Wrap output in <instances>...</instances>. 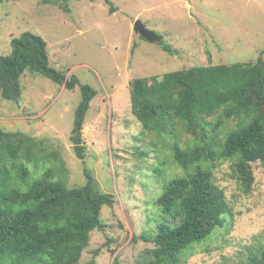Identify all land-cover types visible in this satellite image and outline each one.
Instances as JSON below:
<instances>
[{
	"label": "rangeland",
	"instance_id": "1",
	"mask_svg": "<svg viewBox=\"0 0 264 264\" xmlns=\"http://www.w3.org/2000/svg\"><path fill=\"white\" fill-rule=\"evenodd\" d=\"M109 1L112 5L106 0H29L0 7V57L12 55L13 40L31 32L46 41L50 66L67 80H79L71 91L27 70L19 101H6L0 89V130L44 143L46 161L38 156L27 163L33 180L54 170L68 188H81L89 172L104 193L114 196V205L102 210L104 228L91 234L80 264L146 261V250L154 245L135 243L133 237L156 236L159 225L171 220L157 201L173 179L188 175L174 162L167 136L144 133L133 115L132 81L194 67L256 63L260 56L264 60V0ZM137 21L175 53L142 40L134 30ZM82 85L98 93L83 130L84 161L71 143ZM236 126L232 121L226 130ZM187 142H192L189 135ZM233 165L227 161L213 170L233 217L196 244L185 264H240L248 247L264 242V165H252L251 194L243 192Z\"/></svg>",
	"mask_w": 264,
	"mask_h": 264
},
{
	"label": "trees",
	"instance_id": "2",
	"mask_svg": "<svg viewBox=\"0 0 264 264\" xmlns=\"http://www.w3.org/2000/svg\"><path fill=\"white\" fill-rule=\"evenodd\" d=\"M20 1L29 0H0V7ZM106 3L112 5L109 0ZM12 46V55L0 57V89L6 101L20 100V79L27 70L67 90L78 86L76 76L67 80L50 66L42 37L26 32ZM131 87L132 113L144 133L167 136L174 162L188 174L173 179L157 201L171 220L159 225L156 236L133 237L135 243L154 245L146 250L147 260L136 264H185L196 244L205 242L216 229L225 227L227 217H233L213 170L223 162H233L243 192L251 194L252 165H264V60L260 56L256 63L209 65L138 78ZM80 88L82 101L75 113L71 143L78 159L84 161L83 130L98 93L88 85ZM232 121L237 122L236 128L226 130ZM188 135L192 142L184 145ZM44 153V143L34 137L0 130V264H80L91 234L104 228L102 210L114 205V196L104 193L89 172L81 188H68L54 170L33 180L27 163L38 156L46 161ZM59 161L64 170V161ZM240 264H264V242L248 247Z\"/></svg>",
	"mask_w": 264,
	"mask_h": 264
},
{
	"label": "water",
	"instance_id": "3",
	"mask_svg": "<svg viewBox=\"0 0 264 264\" xmlns=\"http://www.w3.org/2000/svg\"><path fill=\"white\" fill-rule=\"evenodd\" d=\"M135 33L150 43H162L163 37L150 31L141 21H137L134 27Z\"/></svg>",
	"mask_w": 264,
	"mask_h": 264
}]
</instances>
